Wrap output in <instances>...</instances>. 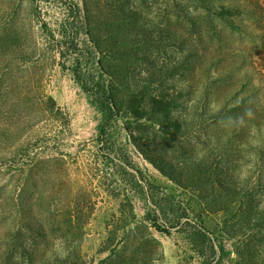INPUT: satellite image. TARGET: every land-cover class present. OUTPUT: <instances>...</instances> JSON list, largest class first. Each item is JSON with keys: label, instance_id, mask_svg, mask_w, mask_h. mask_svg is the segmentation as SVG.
Masks as SVG:
<instances>
[{"label": "trees", "instance_id": "16d2710c", "mask_svg": "<svg viewBox=\"0 0 264 264\" xmlns=\"http://www.w3.org/2000/svg\"><path fill=\"white\" fill-rule=\"evenodd\" d=\"M241 4V0H165L162 10L164 17L156 8L154 18L147 25L142 21V14L149 8L152 10L149 0H81L80 3L68 5V16L57 29H47V24L42 25L43 30L48 31L46 37L53 49L63 53V50H67L73 54L77 53L80 27L84 25L99 54L101 77L107 79L92 83L85 77L81 78L77 69H73V72L83 89L95 96L103 113L101 134H105L111 121L123 119L131 141L145 159L179 187L192 190L197 200L187 203L190 207H183L175 199L161 198L159 202L155 201L154 215L159 210L160 215L181 210L185 211V215L161 222L147 213V223L137 220L135 205L127 195L128 209L122 210V215L131 217L135 224L129 228L133 241L131 239L127 243V237L124 239L120 236L122 228L111 227L108 223V247L105 250H109L110 254L102 264H149L153 258L161 260V263L165 254L160 242L153 237L152 228L170 233L172 228L184 222L185 216V222L190 224L193 219L187 215L188 208L192 207L219 218L216 232L205 221L190 224L188 239L203 264H222L227 252L218 235L238 239L235 249L237 264H258L260 257H263L264 249L257 246L264 243V194L259 190V183L264 180V143L261 150L250 156V169L256 172L251 170L241 181L238 180L241 174L239 163L244 157L229 142L224 146L221 138H216L217 154L212 160L209 154L204 153L198 161L187 163L183 156L193 130L196 129V134L201 136L202 133L198 132L199 129L203 132L207 115L217 122L229 124V127L232 125L233 129L235 126L237 132L244 126L261 132L264 129V87L249 88L244 99L221 105L205 94L207 87L202 84L199 86L202 96L198 103L189 105L193 99L187 96L186 88L176 89L166 83L175 76L188 78L191 68L202 56L200 52L206 35L227 43L226 30L230 28L250 33L248 27L237 19L248 12L245 11V4L244 8ZM174 51L181 56L177 58L172 53ZM148 63H155L159 68L152 71L141 67L139 77L145 79L143 83L126 81L136 79L131 70L140 65L147 67ZM12 90L14 99L10 96ZM0 92L6 93L8 102L14 103L15 100L26 106L28 111L20 121L15 122L16 126L0 127V145L12 142L14 138H22L43 120V113L53 112L57 107L52 96H49L48 102L30 103L29 95L41 99L43 94L22 79H0ZM255 97L261 100L260 109L256 110L255 104L248 106V103L245 107L246 102ZM212 103L217 107H213ZM187 108L201 112L181 115ZM52 169L53 160L39 159L27 162L21 169L19 191L16 197L11 198L13 209L20 215V227L16 233L11 228L13 236L6 247L5 251L9 250L7 253L13 252L14 247L18 250L29 249L22 240L28 234L27 229L37 231L43 239L47 237L48 230L56 238L64 239L70 235L77 236L84 228V222L88 220L84 219L86 213L76 207L75 211L72 210L74 200L71 202L66 194L50 191V185L55 187L51 184L54 180ZM134 169L137 171L133 181L136 187L142 177L136 166ZM34 207L38 209L37 213L45 215L47 223L38 218L31 220L29 214ZM14 234L19 236L18 239ZM31 244L30 248L35 249L36 243ZM64 258L66 261L72 258V264L85 262L80 245ZM26 260L21 263L32 264V258Z\"/></svg>", "mask_w": 264, "mask_h": 264}, {"label": "rangeland", "instance_id": "374dc122", "mask_svg": "<svg viewBox=\"0 0 264 264\" xmlns=\"http://www.w3.org/2000/svg\"><path fill=\"white\" fill-rule=\"evenodd\" d=\"M241 1L242 8L245 4V11L248 12L237 19H240L239 22L244 27H248L250 33L230 28L226 30L227 43L206 35L200 52L202 56L191 68L188 78L175 76L166 82L176 89L186 88L187 96L193 99L189 105L198 103L202 96L199 86L202 84L207 87L205 94L214 103L221 105L244 99L249 88L264 87V0ZM80 2L81 0H0V79H22L40 90L42 98L29 95L30 103L48 102L49 96L57 102L55 110L43 113V120L22 138H14L12 142L0 145V264H22V260L29 258H32V264H72V258L69 262L64 257L77 245L81 246L84 264H102L110 254L109 250H105L108 247V223L111 227L122 228L120 236L124 239L127 237V243L131 239L133 241L129 228L135 224L131 217L122 215V210L128 209L127 195L135 205L137 220L147 223V213H151L152 218H159L161 222L185 215L183 210L161 215L159 210L154 215L155 201L159 202L161 198L175 199L183 207H190L187 203L197 202L192 190L179 187L145 159L131 141L123 119L111 121L105 134H101L103 113L95 96L83 89L73 72V69H77L81 78L85 77L92 83L107 79L101 77L103 74L98 64L99 54L84 25L80 27L79 47L75 54L53 49L46 37L47 29H57L67 18L68 5ZM150 4L152 10L149 8L142 14V21L147 25L154 18L156 8L160 16L164 17L162 10L165 8V0H149ZM45 24L48 28L43 30L42 25ZM172 53L177 58L181 56L179 52ZM147 65L131 70L136 79L126 81L143 83L145 79L139 77L141 67L152 71L159 68L155 63ZM13 93L12 90V98ZM5 94L0 92V127H14L15 122L20 121L28 111L26 106L15 100L14 103L8 102ZM33 95L32 93L31 96ZM249 102H246L245 107L248 103V106L255 104L256 110L260 109L258 106L261 100L258 101L255 97ZM216 104L212 103L213 107H217ZM198 112L201 111L187 108L181 115ZM206 118L208 120L203 132L200 129L198 132L202 133L201 136L196 134V129L191 133V141L184 148L185 161H198L204 153L207 156L209 154L212 160L214 154H217L216 138H221L224 146L229 142L244 157L239 163L241 174L238 180L245 179L251 170L256 172L255 169H250V156L262 149L264 129L258 132L244 126L240 129L238 127L237 132L235 126L233 129L232 125L229 127V124L217 122L209 115ZM171 153L173 154V150ZM35 159L53 160L54 180L51 184L55 187L50 185V191L66 194L71 202L74 200L72 210L75 211V207L82 210L86 213L84 219L88 220H84V228L77 236L70 235L64 239L56 238L50 230L43 239L37 231L30 232L27 229L26 238H21L29 249L18 250L14 247L13 252L7 253L9 250L5 251L6 247L13 236L11 228L16 233L20 227V215L13 209L11 198L16 197L19 191L21 169L27 162ZM134 165L142 177L136 187L133 182L137 175ZM259 190L264 194V180L259 183ZM192 208H188L187 215L189 219H193L191 223L205 221L216 232L219 218L199 210L198 207ZM37 211L34 207L29 214L31 220L38 218L47 223L45 215ZM183 219L184 222L172 228L170 233L152 228V235L160 242L165 259L160 263L161 260L153 258L149 264H203L202 258L192 249L188 239L191 223L185 222L186 216ZM124 222L129 225L126 226ZM14 237L18 239L19 236L14 234ZM217 237L227 252L222 264H237L235 249L238 239L220 235ZM31 243H36L35 249L30 248ZM257 248L263 250L264 243ZM257 263L264 264V254Z\"/></svg>", "mask_w": 264, "mask_h": 264}]
</instances>
